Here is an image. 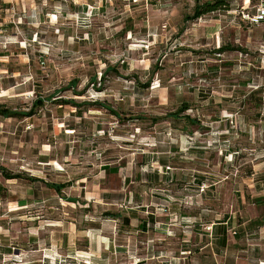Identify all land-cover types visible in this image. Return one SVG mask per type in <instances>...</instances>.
Listing matches in <instances>:
<instances>
[{"label": "rangeland", "instance_id": "rangeland-1", "mask_svg": "<svg viewBox=\"0 0 264 264\" xmlns=\"http://www.w3.org/2000/svg\"><path fill=\"white\" fill-rule=\"evenodd\" d=\"M207 1L0 0V264H264V0Z\"/></svg>", "mask_w": 264, "mask_h": 264}, {"label": "trees", "instance_id": "trees-1", "mask_svg": "<svg viewBox=\"0 0 264 264\" xmlns=\"http://www.w3.org/2000/svg\"><path fill=\"white\" fill-rule=\"evenodd\" d=\"M222 3H226V1L225 0H213V1H207L205 3H202L196 9L197 14L199 15L205 11H213L214 9L221 7Z\"/></svg>", "mask_w": 264, "mask_h": 264}, {"label": "built area", "instance_id": "built-area-1", "mask_svg": "<svg viewBox=\"0 0 264 264\" xmlns=\"http://www.w3.org/2000/svg\"><path fill=\"white\" fill-rule=\"evenodd\" d=\"M261 11H263V9H261ZM261 17H262V16H261ZM261 17H260V18H261Z\"/></svg>", "mask_w": 264, "mask_h": 264}]
</instances>
